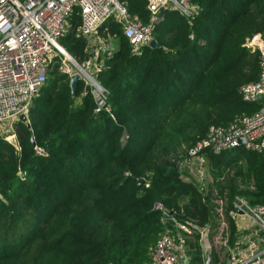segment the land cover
<instances>
[{
  "label": "trees",
  "instance_id": "16d2710c",
  "mask_svg": "<svg viewBox=\"0 0 264 264\" xmlns=\"http://www.w3.org/2000/svg\"><path fill=\"white\" fill-rule=\"evenodd\" d=\"M118 1L152 24L156 46L133 52L113 16L98 27L118 40L96 74L110 112L94 111L82 80L71 95L61 55L49 61L27 120L14 125L15 141L0 135V264H150L163 230L154 203L197 226L214 223L215 191L230 192L229 208L236 194L264 206V151L208 152L207 187L181 171L210 125L259 107L240 89L259 74V53L246 41L264 35V0H191L189 19L171 9L152 14L145 0ZM78 11L58 42L83 63L90 46L77 35ZM227 218L233 246L237 224ZM191 245L193 264H202Z\"/></svg>",
  "mask_w": 264,
  "mask_h": 264
},
{
  "label": "built area",
  "instance_id": "2783aa9c",
  "mask_svg": "<svg viewBox=\"0 0 264 264\" xmlns=\"http://www.w3.org/2000/svg\"><path fill=\"white\" fill-rule=\"evenodd\" d=\"M145 1L152 14L171 9L189 19L197 10L191 0ZM74 8H78L80 16L77 35L86 37L90 46L83 63L75 61L58 42ZM111 16L121 22L133 52L153 39L152 24L131 16L118 0H0V125L4 124L5 129L0 135L9 142L15 141L14 127L9 121L27 116L29 106L47 79L49 61L57 55L63 57L59 71L69 76L78 73L84 86L89 87L94 111L110 112L108 90L96 74L105 58L118 48L116 38L105 39L98 34V27ZM246 44L259 53V74L255 81L241 87L240 95L245 102H258L259 107L228 125H210L205 136L188 149L181 166L189 167L197 161L196 169L202 180L208 172V152L220 153L240 146L264 151V35L256 34ZM67 61L73 68L68 67ZM125 138L126 135L122 137ZM216 194L215 191L214 223L203 226H197L192 219L178 222L173 211L154 203L153 208L161 212L163 230L151 248L150 264H193L191 244L196 242L202 252V264L208 253L214 264H264V206L251 205L243 197L235 196L229 208L227 197ZM227 211L237 224L238 235L233 246L229 244Z\"/></svg>",
  "mask_w": 264,
  "mask_h": 264
},
{
  "label": "rangeland",
  "instance_id": "374dc122",
  "mask_svg": "<svg viewBox=\"0 0 264 264\" xmlns=\"http://www.w3.org/2000/svg\"><path fill=\"white\" fill-rule=\"evenodd\" d=\"M67 64H68V67L73 68V65H71V63H69L68 61H67ZM17 120H18L17 117H15L11 121H9L12 127H14L15 123L17 122ZM4 130H5L4 129V124H1L0 125V131H4ZM197 166H198L197 161H194V164H190L189 167L186 166V165L181 166L182 167L181 168V171H182V173H183L184 176L190 177V178L196 180L198 183H200V184H202V185H204V186L207 187L208 182L211 181L210 172L208 170V172H206L205 175L203 176L204 177V180H202V176L199 174V171H197V169H196V168H198ZM206 169H208L207 166H206ZM237 184H238L237 185L238 186L237 191L245 190V186L243 184H241L240 182H237ZM229 193L230 192L228 190H226L223 193V196H226L227 199H229V197H230L229 196ZM235 196H240V195L239 194H236ZM240 197H243V196L241 195ZM247 222L248 221H246L245 223H247Z\"/></svg>",
  "mask_w": 264,
  "mask_h": 264
},
{
  "label": "water",
  "instance_id": "95a60500",
  "mask_svg": "<svg viewBox=\"0 0 264 264\" xmlns=\"http://www.w3.org/2000/svg\"><path fill=\"white\" fill-rule=\"evenodd\" d=\"M149 45L150 46H156V41L154 39H152L150 42H149ZM117 50V49H116ZM115 50V51H116ZM69 55V54H68ZM80 75L78 73H74L72 75H70V90H71V95L74 94L75 92V89H76V85H77V82L80 80ZM85 92L87 93L89 91V87L86 85L85 88H84ZM258 99H261V96H258ZM18 120L20 121H26L27 120V116L26 115H20L18 117ZM14 140H11V142H13ZM239 143H244V139L241 137L239 138ZM205 264H214V260H213V257L210 253H208L206 255V258H205Z\"/></svg>",
  "mask_w": 264,
  "mask_h": 264
}]
</instances>
